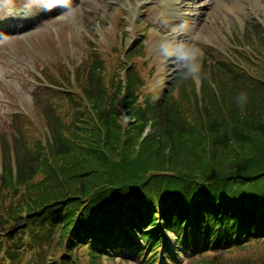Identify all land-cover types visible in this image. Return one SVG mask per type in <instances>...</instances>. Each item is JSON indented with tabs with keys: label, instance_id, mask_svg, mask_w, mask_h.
I'll use <instances>...</instances> for the list:
<instances>
[{
	"label": "trees",
	"instance_id": "16d2710c",
	"mask_svg": "<svg viewBox=\"0 0 264 264\" xmlns=\"http://www.w3.org/2000/svg\"><path fill=\"white\" fill-rule=\"evenodd\" d=\"M245 40L254 57L209 49L199 94L180 69L159 102L142 94L141 41L124 59L115 47L109 80L94 50L73 83L63 65L43 68L45 80L64 90L35 93L37 125L15 115L0 130V264H101L119 253L114 232L153 264L158 249L171 248L157 224L172 234L177 255L193 254L185 264H264L259 26L248 27Z\"/></svg>",
	"mask_w": 264,
	"mask_h": 264
},
{
	"label": "rangeland",
	"instance_id": "374dc122",
	"mask_svg": "<svg viewBox=\"0 0 264 264\" xmlns=\"http://www.w3.org/2000/svg\"><path fill=\"white\" fill-rule=\"evenodd\" d=\"M184 3L185 6L181 4V0H71L73 11L62 15L59 6L48 11L45 5L34 4L31 0H0V130L9 127V115L17 109L28 110L38 124L35 96L31 87L34 83L30 75L36 68L39 70L47 67V64L60 62L62 54L77 65L83 57L91 54L92 49L97 51L101 54L104 73L109 80L116 69L118 56L115 57V37L111 36V24L125 18L122 10L129 13L131 18L136 15L135 19L138 20L144 15L142 7L146 8L149 30L145 34V43L150 51L149 55L157 59V68L163 70L162 77L155 82V90L161 87L157 91L162 96L176 67L171 61L161 62L154 55L153 46L173 26L184 25L182 39L185 42L199 47L212 45L221 52L231 47L229 39L240 40L244 27L254 24L252 20L258 18L264 27V0H188ZM19 7L25 9V16L9 14ZM126 26H129L127 29L130 34L134 31L138 35V27L134 30L130 28L133 26L131 20ZM132 39L126 38L122 45L128 47L132 44ZM90 41L95 43V48H90ZM171 59L175 60V57ZM68 67L72 70L71 66ZM146 89L147 86L143 88L142 94H145ZM131 236L139 244L138 236ZM165 237L171 242L174 240L172 234ZM54 239L53 246L58 242V236ZM171 250L174 255L179 252L175 246ZM122 252L124 259L109 261L103 258L102 262L144 264L135 260L132 251L124 249ZM189 257L183 251L175 258L174 264H183ZM85 261L86 258L83 262Z\"/></svg>",
	"mask_w": 264,
	"mask_h": 264
},
{
	"label": "clouds",
	"instance_id": "9594fccd",
	"mask_svg": "<svg viewBox=\"0 0 264 264\" xmlns=\"http://www.w3.org/2000/svg\"><path fill=\"white\" fill-rule=\"evenodd\" d=\"M34 4L45 5L48 11L61 7L62 15L73 11L71 0H31ZM184 25H175L173 28L159 37L153 46L154 55L161 61H171L176 68L183 69V80H200L203 70V49L194 43H187L182 39ZM175 57V60L171 58ZM179 61V63H176ZM237 103L243 107L247 103V96L241 93L237 97Z\"/></svg>",
	"mask_w": 264,
	"mask_h": 264
},
{
	"label": "bare ground",
	"instance_id": "6f19581e",
	"mask_svg": "<svg viewBox=\"0 0 264 264\" xmlns=\"http://www.w3.org/2000/svg\"><path fill=\"white\" fill-rule=\"evenodd\" d=\"M181 4H182V2H181ZM184 6V5H183Z\"/></svg>",
	"mask_w": 264,
	"mask_h": 264
}]
</instances>
